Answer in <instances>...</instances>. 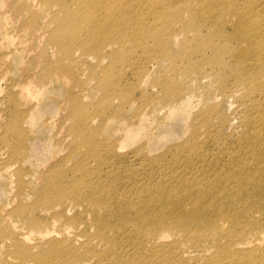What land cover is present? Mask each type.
Masks as SVG:
<instances>
[{
    "label": "bare ground",
    "instance_id": "6f19581e",
    "mask_svg": "<svg viewBox=\"0 0 264 264\" xmlns=\"http://www.w3.org/2000/svg\"><path fill=\"white\" fill-rule=\"evenodd\" d=\"M262 8L264 4H260L258 0H242L240 3L234 0H13L9 4V9L13 12L12 17L4 13L2 16L12 23L20 34L26 36L25 48L39 59L26 67L30 75L28 80L31 81L28 83L33 82L39 89L54 82L64 83L62 88L66 103L63 102V105L69 108L70 114L63 122L70 117L71 123L67 130L78 142V145L74 142L66 144V147L73 148L66 159H71L70 156L74 155L75 150L84 147L88 157L109 165L107 163L109 157L99 159L96 154L100 148H104L106 154L110 155L115 152V147L95 140L96 130L93 128L95 118L92 114L94 112L103 115L104 125L109 122L120 123L121 112L125 111L127 100H134L132 96L134 91L139 92L138 99L144 104L156 105L155 101L161 102L162 107H166L167 114L170 113L173 117L177 110L181 115H185L187 120H190V115L187 113L190 106L189 98H193L197 90L196 86L193 89V85L196 82L195 78L201 73L204 74L199 75L201 77L216 80L218 83L216 89L220 94L221 92L222 94L241 93V88L251 89L252 92L254 85L258 91L264 92V15L260 13ZM41 15H45L48 20L41 21L43 18ZM228 15L232 16L230 23L232 29L231 32L228 30L224 32L225 24L228 22L225 17ZM49 53L53 61H50ZM88 63L91 65H87ZM39 64H42L40 68H38ZM151 66L157 70L151 77V86L159 87L161 95H150L146 89L140 88L139 83L125 87L120 83L127 68L132 75H141L143 72V76L147 78ZM163 66H165L164 71H160ZM78 69L87 71L86 77L96 81L93 82L101 92L99 106H86L82 102L84 98L80 97L78 92H74L75 88L80 92V84L83 83L76 74ZM1 77L2 75L0 79ZM204 92L208 99L213 100L214 94L211 90ZM251 97L246 93L244 98L241 97V101L247 104ZM116 101H120L121 105L115 106L113 103ZM257 105L258 102H252L250 108ZM216 107L218 106L213 104L212 108L202 109L207 116L206 121L211 120ZM34 109L36 108L32 110ZM31 111L16 109L11 113L8 121L0 122L5 136L8 135L7 132H17V146L23 142L24 131L21 123L27 122ZM246 115V120L251 119L249 113ZM136 116L139 118L141 114ZM66 127L67 125L60 126L59 133ZM253 131L254 140L249 139L247 143L250 144L253 140L258 148L262 142L260 128ZM117 140L123 141V144L128 142V131H122ZM193 149L194 147L191 151H195L194 156L199 157L197 158L199 160L203 159L204 149L199 151ZM19 156V149L15 151L14 148L8 160L9 164L4 166L16 163L21 165ZM256 156L253 159L237 162L231 173H226L218 179L214 177L215 181L207 180L204 183L179 181L173 191L167 190L160 184L152 186L158 192L155 198V201H159L158 206L153 209H149L148 206L136 208L133 212L137 220L146 226L147 232L140 231L135 234L134 240L138 243L135 252L131 240H126L127 245L132 247L133 254L140 252L145 257L130 258L128 264H169L172 260L175 263L184 261L179 254L182 249L196 251L200 247H206L203 244L206 238L201 234L203 228L213 234L209 238L216 243V257L209 260L208 264L216 262L217 264H264V244L259 242L261 232H257V229L264 227V223L262 225V222L252 221V215L245 203L246 196L242 191L244 187L247 190L250 188L251 191H261L264 187V159ZM99 169L95 168L92 172L95 173V170ZM115 171L111 167L109 173L112 177L115 176ZM64 172L71 174L72 177L70 176L65 184L58 185V190L37 194L40 196L38 199L45 206V214L54 222L62 221L64 217L79 210L81 200H78L83 194L75 193L76 189L92 190L94 194L86 197L94 207L103 203L114 214H117L116 211L119 209L123 211L121 202L111 201V198L115 197V192L111 195L112 189L106 183L95 182L92 186L91 182H85L89 171H85L82 159L67 170L60 165L50 170L44 177L49 180L52 174L56 173L61 177L64 176ZM77 173H80L84 179L83 183L77 182L79 180L76 177ZM10 175L13 174L10 173L8 177ZM18 178L22 186V175ZM207 179L212 178L207 177ZM217 185L222 186V189L230 190L231 194L223 197V204L226 203V206L216 201L221 204L219 212L214 200L209 202L206 200L208 203L201 202L204 196L209 198V194L214 192ZM47 187L50 188L49 181L42 188V192L47 190ZM180 192L185 193L177 195ZM175 195L189 197L190 208L184 210L183 203L172 198ZM211 209L214 213L218 212L217 216L208 212L204 217L203 214ZM18 210L17 213L29 211L28 208L23 207ZM211 215L215 220L210 219ZM94 219L100 240L101 238L105 240L108 227L106 224L110 223L104 224L103 217ZM63 221L71 224L75 220L74 217H67ZM26 222L35 226L41 224L33 216L27 217ZM130 223L133 225V220L126 221V224ZM231 223L232 228L229 230L228 224ZM237 226H242V230L236 229ZM132 232L133 226L127 228L126 238ZM167 233L174 235L172 244L167 245L170 250L163 248L165 244L163 242L171 236ZM56 235L60 237L48 243L49 248L45 256L35 255L30 248L19 244L15 245L13 255L24 262L31 260L34 264H73L81 261L83 255L73 248L72 240L78 242L82 236L67 228ZM250 235H253V240L246 238ZM24 238L22 236L20 239ZM251 242L255 243L252 248L241 247V245L248 246ZM218 249H222L225 252L223 254L231 256L233 261H221L222 256L217 254ZM229 249L236 252H231ZM107 250L113 254V257L109 262H100V264H124L118 257L114 240L109 239ZM256 252H260L261 255L254 254ZM145 259L147 261H144Z\"/></svg>",
    "mask_w": 264,
    "mask_h": 264
},
{
    "label": "rangeland",
    "instance_id": "374dc122",
    "mask_svg": "<svg viewBox=\"0 0 264 264\" xmlns=\"http://www.w3.org/2000/svg\"><path fill=\"white\" fill-rule=\"evenodd\" d=\"M12 1L0 0V76L2 75L0 79V122L8 121L11 113L16 109L28 112L33 108L36 109L28 114L27 122L21 123L24 135L23 142L19 146L16 142L17 132H7L8 135L5 136L4 128L0 124V264H34L31 260L24 262L15 257L13 255L15 245L28 247L33 254L45 256L47 255L46 250L49 248L48 243L58 239L60 236L57 237L56 234H61L66 228L82 236L78 242L72 240L73 248L77 253L83 255L81 261H76L73 264L109 262L113 257V254L107 250L109 239L115 241L116 252L119 253L118 257L124 264H128L130 258H144L145 256L140 252L133 254V249L127 245L126 240H131L135 252V248L138 247V243L134 240L135 234L140 231L147 232L146 226L137 220L133 212L136 208L148 206L149 209H153L158 206L159 201H155L157 189L152 186L160 184L167 190L173 191L175 184L179 181L190 180L202 183L207 180L215 181L222 175L231 173L237 162L253 159L256 155L264 159V148L262 149L264 147V92L258 91L254 85L252 92L251 89L246 90L240 87L241 93L225 92L222 94L221 92L220 94L216 89L218 86L216 80L201 77L199 76L203 74L201 73L195 78L196 82L193 85V89L196 86L197 90L193 98H189L190 106L187 113L190 115V120H187L186 116L181 115L177 110L173 117L170 116V113L167 114L166 107H162L161 102L155 101L156 105L144 104L138 99L139 92L134 91L132 94L134 100H127V107L125 106V111L121 112L120 123L111 124L109 122L104 125L103 115L94 112L92 114L95 118L93 123V128L96 130L95 140L115 147V152L110 155L106 154L104 148H100L96 154L99 159L109 157L107 159L109 165L88 157L84 147L75 150L74 155L70 156L71 159L67 160V154L71 153L73 148L66 147V144L74 142L75 145H78V142L73 139L74 136L72 138L69 135L67 130L71 123L70 117L63 122L70 114L69 108H65L63 105L66 103L65 92L62 88L64 83L54 82L43 89L37 88L33 82L28 83L31 81L28 80L30 75L27 73L28 68L26 67L38 58L25 48L26 36L20 34L13 24L2 16L4 13L12 17L13 12L9 9V4ZM234 1L242 2V0ZM258 1L260 4H264V0ZM260 13L264 15V8L260 9ZM41 16L43 17L41 21L48 20L45 15ZM225 18L228 19V22L225 24L224 32L226 30L231 32L232 16L228 15ZM27 44L29 45V43ZM48 55H50V61H53L52 55L50 53ZM87 65H91V63ZM38 66L40 68L42 64ZM164 67L160 71H164ZM155 71H157L156 68L151 66L146 78L143 76V72L141 75H132L127 68L126 72L124 70L120 83L124 87L139 83L140 88L146 89L150 95H161L159 87L151 86V77ZM86 73L87 71H81V69L76 70V74L83 83L80 84V92L78 88H75L74 92H78L77 94L84 98L82 102L86 106H99L101 92L95 84L96 81L89 80ZM68 84L69 82H67ZM204 90L212 91L213 100L205 96ZM246 93L252 97L247 104H244L241 97L244 98ZM119 102L116 101L113 104L121 105ZM252 102H258L259 105L250 108ZM213 104L218 106L214 109L216 112L211 120L206 121L207 116L204 115L202 109L212 108ZM139 113L141 117L137 118L136 115ZM246 113L251 115V119L246 120ZM125 119L126 121H124ZM63 125H67V127L59 133L60 126ZM256 128H260V137H262L258 148L253 142L255 134L252 130ZM122 131H128L129 141L125 144L122 140V142L117 140ZM249 139H253L250 144L247 143ZM17 147L20 152L21 165L16 163L4 166L9 164L10 154L14 148L17 151ZM192 147H194L193 150L198 151L204 149L203 159L199 160L197 159L199 157L194 156L195 151H191ZM80 159L84 161L85 171H89L85 182H91L92 186L95 182L106 183L112 189L111 195L115 192V197L111 198V201L113 203L121 202L123 211L119 209L116 211L118 213L114 214L103 203L94 207L86 197L93 195V191L76 189L75 193L83 194V197L78 200H81L79 202L81 206L79 210L77 209L70 216L63 218L74 217L75 221L71 224L65 223L63 219L54 222L45 214V206L40 202L38 199L40 196L37 194L58 190V185L65 184L72 175L64 172V176L60 177L55 173L49 180L44 176L60 165L67 170ZM111 167L116 170L114 177L109 173ZM95 168L100 169L93 173ZM10 173L13 175L8 177ZM19 175H22V186L19 184ZM76 177L79 178L78 183H83L84 179L80 173H77ZM207 177L212 179H207ZM214 177L216 178L214 179ZM47 181H49L50 188L47 187V190L42 192ZM233 187L231 186V188ZM222 188L217 185L214 192L209 194V198L204 196L201 202L208 203L214 200L215 207L219 212L221 204L226 206V203L223 204V197L231 195L230 190ZM242 191L246 196L245 203L247 210L252 215V221L262 222L263 225L264 187L261 191H251L250 188L247 190L244 187ZM184 193L180 192L177 195ZM172 198L181 201L184 210L190 208L191 199L186 195L184 197L175 195ZM18 207L28 208L29 211L28 213H17ZM208 212L214 216L218 214L211 209L203 214L204 217L208 215ZM212 215L210 219L215 220ZM30 216L37 218L41 224L35 226L26 222V218ZM95 217L96 219L103 217L104 224L110 223L106 224L108 227L105 240L102 238L100 240L98 236L97 226L93 222ZM128 220H133V225L132 223L126 224ZM63 224H67V226H63ZM130 226H133V232L129 233L126 238L127 233L125 232ZM230 228H232V223L228 224L227 229L230 230ZM241 228L242 226L236 227L238 230H242ZM205 230L203 228L201 234H204V238H206L203 243L206 247H200L196 251L188 250V248L182 249V251L180 249L179 254L182 255L184 261L175 263L172 260L169 264H208L209 260L216 257V243H213L209 238L213 234ZM194 232L196 234L195 230ZM257 232H261L259 242L264 244V227L257 229ZM167 234L171 236L163 242L165 243L164 250H170L167 245H171L174 239L172 233ZM22 236L25 238L20 239ZM246 238L253 240V235L246 236ZM255 241L258 242L257 239ZM253 242L248 246L241 245V247L252 248L256 243ZM235 248L233 249L236 250ZM240 250L241 248L238 251ZM229 251L231 250L229 249ZM223 253L225 252L222 249H218L217 254L222 256L221 261H233L231 256ZM254 254L261 255L260 252Z\"/></svg>",
    "mask_w": 264,
    "mask_h": 264
}]
</instances>
